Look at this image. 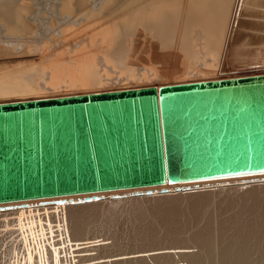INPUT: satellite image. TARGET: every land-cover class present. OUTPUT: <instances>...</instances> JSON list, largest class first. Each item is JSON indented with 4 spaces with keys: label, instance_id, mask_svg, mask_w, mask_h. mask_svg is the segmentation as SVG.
I'll use <instances>...</instances> for the list:
<instances>
[{
    "label": "bare ground",
    "instance_id": "1",
    "mask_svg": "<svg viewBox=\"0 0 264 264\" xmlns=\"http://www.w3.org/2000/svg\"><path fill=\"white\" fill-rule=\"evenodd\" d=\"M263 73L264 0H0V104ZM122 104L155 162L156 96ZM225 200L239 210L217 219ZM127 202L147 220L136 264H264V171L0 202V264H133L86 249Z\"/></svg>",
    "mask_w": 264,
    "mask_h": 264
},
{
    "label": "water",
    "instance_id": "2",
    "mask_svg": "<svg viewBox=\"0 0 264 264\" xmlns=\"http://www.w3.org/2000/svg\"><path fill=\"white\" fill-rule=\"evenodd\" d=\"M137 93L156 96V163ZM262 171L264 73L0 104V202Z\"/></svg>",
    "mask_w": 264,
    "mask_h": 264
},
{
    "label": "rangeland",
    "instance_id": "3",
    "mask_svg": "<svg viewBox=\"0 0 264 264\" xmlns=\"http://www.w3.org/2000/svg\"><path fill=\"white\" fill-rule=\"evenodd\" d=\"M229 195H231V193ZM233 196H236V194ZM219 198H221V195L219 196ZM216 200H218V197L214 198V201H216ZM127 203H128L127 205H126V203H122L116 207L114 217L110 221H108V222L102 221V223H101V220H99L100 222L97 221L91 225L92 227H90V230L88 232L89 235H87V240L89 238H91L93 240L91 242H94V244L92 245L91 242H89L91 245H89V243H88V247L93 246L94 249H92V247L91 248L87 247L86 248L87 251H89L90 249L92 252H95V249L99 250L100 252H103V250L105 252L108 251L109 252V259H111L112 257L116 258L115 256H119L120 258H118V259H121V258L125 259L127 257V255L129 254L130 258L133 257L132 260L130 261V263H133V264L137 263V260L133 261V259L136 258V256L134 257V255H132V253H135V252H133L135 247L138 246L137 247V250H138L139 246H141V241H142V244L144 241L141 239L139 240V238H137V237H134V234H135L136 229L138 227H140L143 223H145L147 220H145V218L141 219V220L140 219L139 220L133 219V217L130 214L131 210L133 209V204L131 202H127ZM150 203H151L150 201H145L144 205L149 206ZM120 207H122V208H120ZM181 207H185V205L182 204ZM210 207H213V205H211ZM218 210L219 211H217V214H218L217 219H223V218H226L225 216L229 217V216L233 215L235 212H237L239 210V207L236 206L235 204L228 203L227 200H225L224 203L222 204V206ZM126 214H128V215H126ZM202 223H203V221H202ZM202 223H200V225ZM191 227H193V226H190L188 229L190 230ZM191 229H193V228H191ZM157 231H158L159 235H161L163 232L162 230H160V228H158ZM94 238H95V240H94ZM134 238H137V239H134ZM90 240H88V241H90ZM86 244H87V241H86ZM94 245H96V248L94 247ZM97 246H98V248H97ZM87 251H86V253H87ZM99 251H98V253H99ZM130 251H131V253H129ZM134 251H136V250H134ZM108 252H107V254H108ZM122 254H124V256ZM253 256L256 257L257 255L253 254ZM255 257H253V258H255ZM87 258L91 259V257H89V256ZM123 259H122V261H123ZM89 260H85V262L89 261ZM125 260H127V258ZM90 262H93V263H90ZM90 262H87V263L96 264L95 261L92 259L90 260ZM82 264H85V263L82 262ZM98 264H101V262H99Z\"/></svg>",
    "mask_w": 264,
    "mask_h": 264
}]
</instances>
